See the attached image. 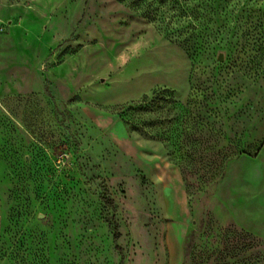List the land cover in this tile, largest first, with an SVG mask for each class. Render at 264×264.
I'll list each match as a JSON object with an SVG mask.
<instances>
[{"label":"rangeland","instance_id":"rangeland-1","mask_svg":"<svg viewBox=\"0 0 264 264\" xmlns=\"http://www.w3.org/2000/svg\"><path fill=\"white\" fill-rule=\"evenodd\" d=\"M0 193V264H264V0H0Z\"/></svg>","mask_w":264,"mask_h":264},{"label":"crops","instance_id":"crops-1","mask_svg":"<svg viewBox=\"0 0 264 264\" xmlns=\"http://www.w3.org/2000/svg\"><path fill=\"white\" fill-rule=\"evenodd\" d=\"M3 206L1 202L0 193V231L3 224ZM167 247L169 253V264H180L181 262V244H180V231L176 224H170L167 227ZM179 253V257H178Z\"/></svg>","mask_w":264,"mask_h":264},{"label":"trees","instance_id":"trees-1","mask_svg":"<svg viewBox=\"0 0 264 264\" xmlns=\"http://www.w3.org/2000/svg\"><path fill=\"white\" fill-rule=\"evenodd\" d=\"M180 46L186 52L187 51L188 52L191 51L192 47H193V45H190L189 41L186 40V39H183V41H181ZM199 147H201V146L199 145ZM101 200L110 209H115V205H114L113 200L106 194V192L101 196ZM107 224H108L109 229L112 231L113 242L116 243L119 240V238H120V233H119V230H118V224L113 219L108 220ZM245 237H247V236H245ZM116 250L119 253H121V249L119 247H116Z\"/></svg>","mask_w":264,"mask_h":264},{"label":"water","instance_id":"water-1","mask_svg":"<svg viewBox=\"0 0 264 264\" xmlns=\"http://www.w3.org/2000/svg\"><path fill=\"white\" fill-rule=\"evenodd\" d=\"M217 59L219 60V61H224V54L221 52V53H219L218 54V56H217Z\"/></svg>","mask_w":264,"mask_h":264}]
</instances>
